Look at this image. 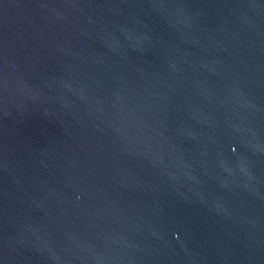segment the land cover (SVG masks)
<instances>
[{"label":"water","instance_id":"obj_1","mask_svg":"<svg viewBox=\"0 0 264 264\" xmlns=\"http://www.w3.org/2000/svg\"><path fill=\"white\" fill-rule=\"evenodd\" d=\"M0 264H264V0H0Z\"/></svg>","mask_w":264,"mask_h":264}]
</instances>
